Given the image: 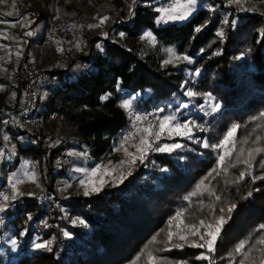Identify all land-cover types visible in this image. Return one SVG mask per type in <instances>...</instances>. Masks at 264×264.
Wrapping results in <instances>:
<instances>
[{
  "label": "trees",
  "instance_id": "1",
  "mask_svg": "<svg viewBox=\"0 0 264 264\" xmlns=\"http://www.w3.org/2000/svg\"><path fill=\"white\" fill-rule=\"evenodd\" d=\"M202 2L185 23L162 26L156 25L155 3L134 7L130 20L121 23L119 14L124 12L118 6H96L99 14L112 16L111 27L127 36L135 38L148 29L159 46L193 57L187 67L198 70V75L186 77V65L162 68L150 55L141 57L98 35L90 43L102 39L101 51L91 56L86 68L45 71L38 87L46 90L43 112L63 116L74 140L88 147L94 158H101L117 142L125 124L120 104L125 95L134 97L138 109L176 112L195 126L191 139H173L181 148L170 153L149 150L121 182L108 183L98 192L58 199L50 178L52 202L42 200L49 193L18 199L5 213L8 221L3 230L15 236L19 251L15 259L0 256V264H208L196 259L201 253L210 255L214 264H239L242 256L236 247L247 242L246 251L264 236L259 227L264 224V180L253 179L264 176L260 166L264 153L254 155L251 168L236 160L242 148L241 160H246L249 149L264 147V12H250L226 0ZM221 31L223 36L218 35ZM188 91L197 95L189 97ZM208 93L214 99L206 103ZM105 95L108 99L102 100ZM217 103L220 107L213 111ZM234 124L240 127L233 142L217 149L203 146L204 141L219 144ZM5 129L19 156L47 166L60 154L61 146L51 145L41 133L20 128L14 121H8ZM227 151L231 155L218 167L219 156ZM241 171L246 175L238 179ZM201 180L204 185L198 190ZM232 204L236 207L228 213ZM178 211H183L184 234L188 232L184 225H199L200 220L212 223L215 217L225 216L213 253L190 247L175 235L168 242L167 232L178 231V221L169 228ZM33 236L51 243L48 248L30 249ZM188 240L202 243L198 237ZM178 243L184 246H173ZM149 253L157 257L155 262Z\"/></svg>",
  "mask_w": 264,
  "mask_h": 264
},
{
  "label": "rangeland",
  "instance_id": "2",
  "mask_svg": "<svg viewBox=\"0 0 264 264\" xmlns=\"http://www.w3.org/2000/svg\"><path fill=\"white\" fill-rule=\"evenodd\" d=\"M176 2L177 0H136V3L133 4L132 0H0V97L6 90L4 75L10 68L26 65L30 68L41 69L44 74L45 71L49 73V71L55 69L81 70L90 64L93 54L101 51L103 45L102 39L119 42L125 47L133 49L141 57L150 55L157 59V63L162 68L186 65L183 67V73H185L186 77L195 76L197 72L187 67V65L193 64V57L177 52L174 47L163 48L157 44L156 40L152 42L147 38L142 39L141 37L144 36L145 32H150L148 29H144L135 38L127 36L126 33L117 27H111L112 16L110 14H99L96 7L103 3L118 6L124 12L119 14V22L121 23L130 20V16L132 15L130 13H132V9L136 6L155 3V9L158 11V9L169 8ZM180 2L184 3L186 0H180ZM202 3V0H197L196 4L192 6L191 13L183 20H166L157 23V19L161 15L158 11L159 15L156 18V25L162 26L171 22L185 23L197 12ZM226 3L242 7L250 12H264V0H241L240 4H236L232 0H226ZM35 8L36 11H32ZM51 14L53 15V19L57 21H64L67 18H83L87 21V24L81 25L77 33L66 31L63 28L49 33L46 23ZM105 16L109 17V19L103 25L95 28L88 27L91 24H99L100 19ZM29 32L32 35H28ZM105 33L107 34L106 36L104 35ZM121 33H124V35L121 36ZM96 35L102 39L94 44L90 43L91 39ZM22 36L25 38H22ZM45 37L46 41H44ZM77 44H79V47L76 46ZM97 45H100V47H97ZM58 48L63 49V51H58ZM168 49H172L175 56H187L189 60L175 59V57L169 54ZM168 60H171V62L165 63ZM45 93L46 90L41 86L38 90V111L40 112L45 110V106L43 105ZM133 99L134 97L125 95L121 99L120 104L122 105L127 101L130 105H134ZM155 112L156 116L153 122L157 126L156 130H158L159 120L168 115H175L176 121L179 123L190 122V120L182 119L176 112L165 111L163 109H156ZM8 121L11 122L12 120L0 114V190L6 189V195L10 198L7 202L2 198L1 205L7 204V208L1 214L7 221L8 218L5 216V213L17 203L18 199L24 196H37L41 198L43 193H49L48 181H50V178L53 180L54 194L58 199H63L69 195L84 193L85 185H81V180L85 181L90 193L94 192L91 191L93 185L89 181L94 182L95 186L100 189L108 183H119L127 176L135 164L140 161L137 159L134 164L125 163L124 165H120L121 160L130 161L132 159L131 156L126 157L123 149L126 148L128 153L139 155L135 145L139 144L140 137L144 135L142 131L135 135L133 142L120 144L116 142L105 155L97 159L89 153L87 147L74 140L68 124L62 127L61 132L56 133L50 130L52 124L50 121H47V126L41 129V131H37V133L43 134L45 141L50 142L51 145H55L49 138L51 132V135H57L60 139L68 135V143L62 147V149L64 148V153L61 154L60 152L53 162L46 166L43 161L18 155L14 142L5 129ZM16 124L20 128L26 127L19 123ZM190 127L192 134V124H190ZM27 128L30 129L29 127ZM30 130L33 131L32 129ZM180 138L188 137L175 134L169 137L168 133L165 132L157 144H180L179 141H173V139ZM122 144L123 148H121ZM153 146L155 147L156 145L154 144ZM15 158L19 159L18 164L12 167ZM98 167V173L95 176H90L91 170ZM77 169H81L82 171H77ZM112 169H115V171H112L111 175H105L106 170L111 171ZM50 171L51 173L48 176ZM59 171L61 173L57 174ZM33 173L36 177L35 182L30 179V175ZM101 178L105 181L102 185L100 184ZM17 180L23 181L16 185L18 192L22 193V195L17 194L16 199L12 200L11 197L14 194L12 184ZM42 200L52 202L53 194H47ZM55 203L57 204V201ZM5 223L0 222V256H9L15 259L20 246L10 231L3 230ZM13 240L16 241L15 246L12 244ZM37 243L46 242L39 240L38 236H33L30 249L36 248L35 245ZM251 256L259 264L261 252L253 250Z\"/></svg>",
  "mask_w": 264,
  "mask_h": 264
},
{
  "label": "snow or ice",
  "instance_id": "3",
  "mask_svg": "<svg viewBox=\"0 0 264 264\" xmlns=\"http://www.w3.org/2000/svg\"><path fill=\"white\" fill-rule=\"evenodd\" d=\"M133 4L136 3V0H132ZM197 0H186V2L181 3L180 0H177L176 3H174L171 7L169 8H164V9H158V11L161 13V15L158 17L157 19V23L166 21V20H183L185 19L192 11V6H194L196 4ZM232 2L236 3V4H240L241 0H232ZM132 14V13H130ZM109 19V17L105 16L102 17L99 21V24H91L88 25L89 28H95V27H99L101 25H103L105 22H107ZM72 27H75V25H72ZM197 31H199V29H197ZM28 35H32L31 32L28 33ZM105 36L107 35L106 33L104 34ZM121 36L124 35V33L120 34ZM218 35L223 36V32L221 31L220 33H218ZM142 39L147 38L148 40L155 42V38L152 36L151 32H145L144 36L141 37ZM77 47H79V44L76 45ZM97 47H100V45H97ZM58 51H63V49H59ZM169 52V54L173 57H175V59H184V60H189V57L184 56V57H178L175 56V53L173 52L172 49H168L167 50ZM171 60L165 61V63H170ZM197 75L199 74V71L197 70ZM187 95L189 97L192 96H196L197 93L192 92V91H188ZM206 95V103L212 101L214 98L211 96L210 93L205 94ZM102 100H107L108 96L105 95L103 97H101ZM122 107H124L125 109L130 108V103L129 102H124L122 105ZM220 105L217 103L215 105H212V110L215 111L217 109H219ZM136 121H144L147 120V116H141V115H136L135 116ZM190 124H192V126H195L193 122H187V123H179L176 121V116L175 115H168V116H164L162 119L159 120L158 123V130H154L157 128V126H154L151 122L148 123L147 127L143 128L142 130L138 129V131H142L144 133V135H142L140 137L139 140V144L135 145L136 149H137V153H139V155L137 156L135 153H128L127 149H123L125 152L126 157L127 156H131L132 159L129 160H121L120 161V165H124L125 163H131L134 164L136 162L137 159H139L141 162H143V160L146 158V155L148 153L149 150L154 151V152H173L176 149H179L182 147L181 144L179 143H175V144H157V142L160 140L162 134H164L165 132L168 133L169 137H171V135L175 134L178 136H187L189 139H191V127ZM239 125L234 124L229 131L227 132V134L225 135L224 139L220 141L219 144H215V145H209L207 143V141L203 142V146L205 148L211 147L213 149H217V148H221L223 146H225L226 144H229L230 142H233V138L235 136V133L237 131V129L239 128ZM151 138V139H149ZM259 139V138H258ZM125 142H127V138L125 139ZM243 143H247V141H243ZM156 145L155 147L153 145ZM233 147H234V143H233ZM121 148H123V144L121 145ZM259 153H264V147H255V148H251L248 150L247 152V159L246 160H241V157L244 155V149L242 148L240 150L239 155L237 156L236 160L239 163H244L247 165L248 168L252 167V160L255 154H259ZM231 155V151H227L225 152L224 155L219 156V163H218V167H221L224 165L225 162V157L226 156H230ZM232 167L235 166V164L230 165ZM260 166L262 168H264V161H261ZM225 172L227 171V168L223 169ZM77 171H82L81 169H77ZM99 171V167L98 168H93L91 170L90 176H95ZM112 171H115V169H112L111 171L106 170L105 171V175H111ZM214 172H216V169H213ZM27 174V173H26ZM217 174H219L217 172ZM249 175L251 174L250 172L248 173ZM212 173H209V176H211ZM246 175L245 171H241L239 174L238 179H243ZM123 178V177H122ZM30 179L33 180V182H35L36 177L35 174H31L30 175ZM205 179H207V177H205ZM255 179H262L264 180V176H259V177H254ZM23 181L17 180L15 183L12 184V188H13V195L11 197L12 200L16 199V195H22V193L18 192V189L16 187V185L18 183H22ZM105 181L101 178L100 180V184L102 185ZM81 185H85V189H84V195L88 196L90 194L89 188L88 186L85 184L84 180L80 181ZM89 183H92V188L91 191L92 192H98L100 190L99 187L95 186V183L92 181H89ZM204 185V180H201L200 184L197 185V189L199 190L200 187ZM197 193L193 192L191 195L195 196ZM210 195H215L214 192H210ZM249 195H251V193H249ZM9 196L4 195L3 196V200L5 202H7L9 200ZM186 199H188V197H186ZM216 199L219 200L220 197L216 196ZM236 207L235 204L230 205L227 208V212L231 213L233 211V209ZM7 208V204H3L0 205V212H4ZM222 213L224 212V209L220 210ZM183 215V211H178L176 216L172 217V219L169 221V228L171 229L172 226V222L173 221H178V223L176 224V228L178 229L177 232L173 233L171 230H169L167 232V240L168 242L172 241L173 236H178L180 241H184L185 243H188V245L190 247H196V248H206L208 253H213L215 251V245L217 242L218 237L220 236L221 230L223 228V225L227 222L226 218L224 215H220L218 217H215L214 222L212 223H206L205 220H200L199 221V225L197 224H187L184 225L185 228L188 229L187 234H184L183 230L181 229V225L184 224V221L181 219ZM75 223V221H74ZM79 223L83 224L84 221L80 220ZM261 229H264V224L259 226ZM204 228L205 231L203 233H201L200 229ZM65 235H67V233H65ZM192 236V237H198L199 241H202V243L197 242L196 240H192L189 242L188 237ZM156 238L153 237V242H155ZM51 241H48L46 243H37L35 245V247L37 249H41V248H48V246L50 245ZM247 242H241L235 249V252L238 254H241L242 258L239 260V264H257L256 259L253 258L251 256V253L253 250L259 251L261 252V256L259 258V264H264V247H257V246H264V236H261L259 239H257L255 241V244L251 245L247 251H245V245ZM12 244L15 246L16 241L13 240ZM174 247L177 248H181L184 246V244H174ZM50 250V249H49ZM149 255V259L153 262H155L157 260V257L152 256L151 253L148 254ZM197 260H206L208 261V264H214V261L212 259V257L210 255H205L203 253H201L200 255H198L196 257ZM167 264V262H166ZM177 264H187L186 261H182V262H177Z\"/></svg>",
  "mask_w": 264,
  "mask_h": 264
},
{
  "label": "built area",
  "instance_id": "4",
  "mask_svg": "<svg viewBox=\"0 0 264 264\" xmlns=\"http://www.w3.org/2000/svg\"><path fill=\"white\" fill-rule=\"evenodd\" d=\"M47 20L46 27L49 33L59 28L77 33L81 25L87 24V21L83 18H67L64 21H57L53 19L52 14ZM72 25H75V27H72ZM44 41H46V37ZM43 79H45V75L41 69L30 68L26 65L10 68L4 75L6 90L0 97V114L5 115L15 123L29 127L34 132L44 129L47 126V121H50L52 124L50 127L51 131H55L56 133L61 132L62 127L67 124L63 116H59L55 112L45 114L43 111H38V87L41 85ZM155 113V109H138L134 105H131L128 109H124L125 124L118 136L117 142L119 144L133 142L138 129L147 127L149 122L155 126L153 122L156 116ZM136 115L147 116V120L136 121ZM51 134L52 132L49 135L51 142L61 146L60 152L63 154L64 148L62 149V147L67 145L68 135L60 139L57 135ZM126 138L127 142H125ZM4 195H6V189L0 190V205ZM0 222H7L1 212Z\"/></svg>",
  "mask_w": 264,
  "mask_h": 264
},
{
  "label": "crops",
  "instance_id": "5",
  "mask_svg": "<svg viewBox=\"0 0 264 264\" xmlns=\"http://www.w3.org/2000/svg\"><path fill=\"white\" fill-rule=\"evenodd\" d=\"M35 10L36 11V8L35 9H32V11ZM37 18H38V14H37ZM22 38H25L24 36H22Z\"/></svg>",
  "mask_w": 264,
  "mask_h": 264
}]
</instances>
